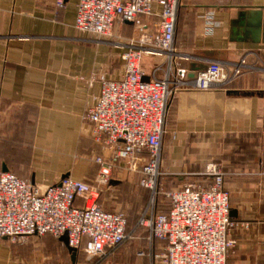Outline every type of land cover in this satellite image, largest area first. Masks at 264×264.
<instances>
[{"label":"crops","instance_id":"crops-1","mask_svg":"<svg viewBox=\"0 0 264 264\" xmlns=\"http://www.w3.org/2000/svg\"><path fill=\"white\" fill-rule=\"evenodd\" d=\"M181 1L177 74L194 77L211 60L242 56L257 68L226 87L183 88L174 95L161 170L170 188L191 181L209 184L206 165L218 162L230 215L249 222L246 229L230 231L235 244L226 263L264 264V0ZM209 9L220 24L206 32L203 15ZM76 15L77 0L63 6L56 0H0V169L42 187L68 175L94 183L101 164L93 157L111 158L84 114L101 91V74L118 78L124 72L126 46L114 43V34L131 36L135 26L116 22L112 34L99 37L80 31ZM122 167L132 169L118 161L100 194L112 193L127 174ZM99 201L104 206L101 195ZM56 238L71 254L63 237ZM0 264H24V259L0 242Z\"/></svg>","mask_w":264,"mask_h":264},{"label":"built area","instance_id":"built-area-1","mask_svg":"<svg viewBox=\"0 0 264 264\" xmlns=\"http://www.w3.org/2000/svg\"><path fill=\"white\" fill-rule=\"evenodd\" d=\"M63 6L65 0H56ZM181 0H77L75 25L82 32L112 34L116 22L132 21L138 35L126 44L125 68L118 78L101 74V91L84 118L92 124L96 139L111 152L93 160L101 164L96 181L71 175L42 187L10 169H0V241L25 242L33 234L67 235L68 245L84 253L88 264H105L132 237L128 215L107 209L99 201L114 165L129 162L139 174V184L151 190L142 207L137 226L148 231L151 264H227L226 256L235 244L234 227L246 229L248 221L230 215L224 172L215 161L204 174L209 184L186 182L162 190L163 136L174 95L183 88L226 87L245 71L257 68L245 56L232 62L209 61L194 77H182L174 60L182 53L176 46V28ZM205 31L220 21L215 11L204 13ZM146 56H163L147 68ZM169 200V210L158 208L160 193ZM77 199L82 202L78 203ZM164 239L156 245L155 239Z\"/></svg>","mask_w":264,"mask_h":264},{"label":"rangeland","instance_id":"rangeland-1","mask_svg":"<svg viewBox=\"0 0 264 264\" xmlns=\"http://www.w3.org/2000/svg\"><path fill=\"white\" fill-rule=\"evenodd\" d=\"M137 35L138 29L135 27L133 35L114 34L115 38L112 41L121 46H126L132 37ZM162 59L163 56H146L143 63L147 68H151L156 61L160 62ZM125 168L127 169L122 167V170H125L127 174L117 180L112 187V193L103 192L100 195L105 200L104 206L106 208L122 209L128 215V229L132 237L127 239L117 252L105 261V264H151V257L148 252L145 255L138 253L140 249L149 251L148 231L145 227L136 225L141 209L150 199L151 194L139 184L138 172L129 169V167ZM161 180V189H169V178L164 175ZM160 199L164 208L169 206V200L163 192L160 193ZM62 237L67 238V235ZM0 242L6 243L17 259H24V264H88L84 253H80L79 257L72 261L71 254L65 244L51 233L30 235L25 242Z\"/></svg>","mask_w":264,"mask_h":264},{"label":"trees","instance_id":"trees-1","mask_svg":"<svg viewBox=\"0 0 264 264\" xmlns=\"http://www.w3.org/2000/svg\"><path fill=\"white\" fill-rule=\"evenodd\" d=\"M144 188H146V189L149 191V193L151 194V190H150L148 187H144ZM149 196H150V195H149ZM148 199H149V198H148ZM148 199H147V200H148ZM77 202L79 203V199H77ZM158 208H159L160 210H164V211H168V210H169V206L166 207V208H164V207L162 206V201H161V199L158 201ZM138 218H139V217H138ZM138 218H137V220H136V223L138 222ZM128 226H129V218H128V220H127V230L129 231ZM140 227H141V226H140ZM160 241L165 242L164 239L156 238V239H155V244L157 245V243L160 242Z\"/></svg>","mask_w":264,"mask_h":264},{"label":"water","instance_id":"water-1","mask_svg":"<svg viewBox=\"0 0 264 264\" xmlns=\"http://www.w3.org/2000/svg\"><path fill=\"white\" fill-rule=\"evenodd\" d=\"M130 22H132V21H130ZM206 53L211 54V51H208ZM63 239L68 244V238H63ZM70 252H71L72 260L75 261L77 259V251L75 249L70 248Z\"/></svg>","mask_w":264,"mask_h":264}]
</instances>
